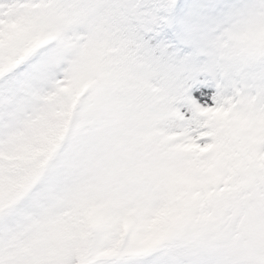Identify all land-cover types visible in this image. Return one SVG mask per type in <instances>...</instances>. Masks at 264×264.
<instances>
[{"label":"snow or ice","instance_id":"6c2138e0","mask_svg":"<svg viewBox=\"0 0 264 264\" xmlns=\"http://www.w3.org/2000/svg\"><path fill=\"white\" fill-rule=\"evenodd\" d=\"M0 264H264V0H0Z\"/></svg>","mask_w":264,"mask_h":264}]
</instances>
